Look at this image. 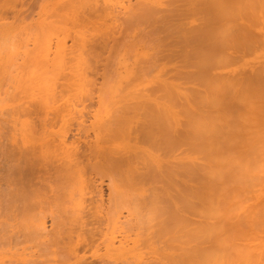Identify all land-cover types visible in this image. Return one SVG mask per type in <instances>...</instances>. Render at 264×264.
<instances>
[{"label": "bare ground", "instance_id": "1", "mask_svg": "<svg viewBox=\"0 0 264 264\" xmlns=\"http://www.w3.org/2000/svg\"><path fill=\"white\" fill-rule=\"evenodd\" d=\"M134 1L0 0V264H264V0Z\"/></svg>", "mask_w": 264, "mask_h": 264}, {"label": "rangeland", "instance_id": "2", "mask_svg": "<svg viewBox=\"0 0 264 264\" xmlns=\"http://www.w3.org/2000/svg\"><path fill=\"white\" fill-rule=\"evenodd\" d=\"M27 1H28V0H27ZM29 1H30V3H31V1L33 2L34 0H29ZM37 1H38V0H37ZM41 1H42V0H41ZM44 1H45V0H44ZM132 1H134V0H132ZM134 2H135V1H134ZM25 3H26V1H25ZM25 3H24V4H25ZM30 3L27 2V4H25V5H21V6H26V5L29 6ZM131 3H132V2H131ZM37 4H38V2H36V0H35L33 3H31L30 8L26 7L27 9H25V7H22V8H21V6L18 5V6H20V7H18V8H21V9L16 10L17 8H16V9L14 8V9L12 10V12H10V13H12V14H13V13H16V14L14 15V17H13L12 14L10 15V13H8V19H11V18H12V20H11V21L9 20V21H10L11 23L14 22V23H13L14 25H11V23H10L11 28H12V26H15V25H17V24L19 25L18 20L20 21V24H21V26H22L21 18L24 19V21H25V18L28 17L27 14L30 16V18H29L28 20H36V17L38 16V13L35 12V11H39V9H40L39 4H38V6H37ZM40 6H41V4H40ZM32 10H33V11H32ZM116 11H117V9H116ZM120 11H121V10L118 11L119 16H120L121 13H122V11H121V13H120ZM36 13H37V14H36ZM116 13H117V12H116ZM19 14H20L21 16H23V14L26 15V16H25V17L23 16L24 18L21 17V18L19 19V18H18V17L20 16ZM17 15H19V16L17 17ZM33 16H35V17L33 18ZM15 17H16V18H15ZM122 17H124V12H123V14H122ZM122 17H121V18H122ZM13 18H14V19H13ZM32 18H33V19H32ZM15 19H17V20H15ZM26 20H27V18H26ZM28 20H27V21H28ZM12 21H13V22H12ZM27 21H25V23H26ZM17 22H18V23H17ZM30 22H32V21H28V23H30ZM34 22H35V21H33L32 23H34ZM15 23H17V24H15ZM32 23H31L30 27H31V26L33 27ZM21 26H20V27H19V26H15V27H16V30H17V27H19V29L22 30ZM142 27H143V26H142ZM142 27H140V28H141L143 31H141L142 33L139 32V35H140V37H141V36L143 37V38L141 37V38L143 39V40H142L143 43L145 42V45L149 43L148 45L151 44L152 47H153V46L156 47V46L158 45V46H157L158 49H157V48H153V49H155V51L152 50V51H153L152 53H157L158 55L155 54V56H157V57L160 56V54H159V50H160V48H159V44H161V42H160L159 40H160V37H161L162 35H159V33H157V32L155 31L154 27H153V28H150L151 26H145V28L148 27L147 29L149 30V32H150V30H151V32H152V34H151V32H150L151 35L149 34V36H148V38H147V35H148V34H145V33H143V32H146V33H149V32H148L147 29L144 30V27H143V28H142ZM149 28H150V29H149ZM12 29H14V27H13ZM31 29H32V28H31ZM138 29H139V28H138ZM16 30L14 29L13 31H16ZM33 30H34V29H33ZM33 30H32V31H33ZM139 30H140V29H139ZM17 31H19V30H17ZM17 31H16V32H17ZM16 32H12V34H13V33L16 34V36L14 35L15 38L13 39V42H12V41L10 42V43H12V44L15 43V42L17 43V42H18V41H17L18 39L21 41V38H22V36H23V35L20 36L22 32H20V34H19L18 32H17V33H16ZM153 33H154L155 35L157 34V37L154 36V37H155V38H154V37H153ZM18 34H19V35H18ZM22 34H23V33H22ZM122 34H123V33H122ZM127 34H128V33H127ZM141 34H143V35H141ZM9 35H10V34H9ZM124 35H125V34H124ZM145 35H146V36H145ZM7 36H8V35H7ZM7 36H6V37H7ZM10 36H12V35H10ZM14 36H13V37H14ZM19 36H20L21 38H19ZM127 36L130 37V39H131V36H129V34H128ZM127 36H126V37H127ZM132 36L135 37V35H132ZM144 36H145V39H144ZM151 36H152V37H151ZM0 37H1V35H0ZM2 37L6 39V42H5V43H8V44H9V42H7V38L4 37V36H2ZM120 37H121V36H120ZM124 37H125V36H124ZM8 38H9V37H8ZM11 38H12V37H11ZM17 38H18V39H17ZM141 38H140V39H141ZM152 38H153L155 41H153ZM158 38H159V39H158ZM22 39H24V37H23ZM125 39H126V38H125ZM127 39H129V38H127ZM127 39H126V41H128ZM134 39H135V38H134ZM134 39H133V40H134ZM138 39H139V38H137L136 40L138 41ZM150 39H151V40H150ZM157 39H158V40H157ZM9 40H10V39H9ZM0 41L3 43V39L0 38ZM22 41H23V40H22ZM142 41L140 40V42H142ZM149 41H151V42H149ZM152 41L154 42L153 44H155V45L152 44ZM129 42H130V40H129ZM18 44H19V42L17 43V45H18ZM20 44H21V43H20ZM13 45H14V44H13ZM148 45H147V46H148ZM1 46H2V45H1ZM5 46H7V45H5ZM151 46H148V47L151 48ZM3 47H4V46H3ZM11 47H13V46H11V44H10V49H11ZM16 47H17V46H14V48H16ZM0 48H2V47H0ZM6 48H9V46L6 47ZM14 48H12V49L14 50ZM156 49H157V50H156ZM8 50H9V49H6L7 52H8ZM156 51H157V52H156ZM2 52H3V53L5 52L4 49H3V51H1V53H2ZM9 52H11V51H9ZM9 52H8V53H9ZM3 53H2V54H3ZM5 54H7V53H5ZM5 54H4V55H5ZM10 54H11V53H10ZM18 55H21V54H18ZM2 56H3V55H2ZM21 57H22V55H21ZM21 57H19V56H18L17 58L15 57V59H17V61L14 60L13 63H12V61H11L12 59L10 58V59H9L10 61H9L8 63L11 62V63H10L11 65H12V64H15V65H16V64H18V61H19V59H20ZM12 58H13V57H12ZM150 58H151V57H150ZM150 58H149V60H150ZM20 60H21V59H20ZM19 62H22V61H19ZM145 62H146V61H145ZM149 62H150V61H149ZM97 64H98V63H97ZM1 65H2V64H1ZM5 65H7V64H5ZM5 65H4L3 67H8V66H9V65L5 66ZM15 65H12V66H14V67H12V66L10 67V66H9V67H10V70H11V68H12L13 72L17 71L16 73H18V71L20 70L21 67L19 68L18 66L16 67ZM19 65H21V64L19 63ZM101 65H103L102 62H101V64H100V62H99V67H100V68H99V67H98V68H99L100 70H101V68H104V67H103L104 65H103L102 67H101ZM97 66H98V65H97ZM147 66H148V64H147ZM3 67H2V68H3ZM99 69H98V70L95 69L96 73H97V71H99ZM105 69H106V68H105ZM1 70H2V69H0V71H1ZM5 70H8V69L6 68V69H4V71H5ZM102 71H103V69H102ZM8 72H9L8 75H13V74H12V73H13L12 71H8ZM10 72H11V74H10ZM99 73H100V71L98 72V75H99ZM14 74H15V73H14ZM4 75H5V72H4ZM15 75H16V74H15ZM96 75H97V74H96ZM96 75H95V73H94V76H96ZM101 76H103V73H102ZM0 77H1V76H0ZM8 77H10V76H7V78H6V76H4V77L2 76V78H0V82H1V80H2L3 85H7V84L12 85V83H13L14 85H12V87L15 86V84H16L15 82H16V81H14V80H15V79L13 78L14 76H13L12 78H8ZM4 78H5V79H4ZM101 78H102V77H99V76L97 77V76H96V77H95V79H97L96 82L100 81L99 79H101ZM3 79H4V80H3ZM6 79H7V80H6ZM13 79H14V80H13ZM8 80H10V81L13 80V81L10 82V81H8ZM7 81H8V82H7ZM2 83H0V87H1ZM99 83H100V82H99ZM97 84H98V83H97ZM3 85H2V86H3ZM3 87H4V86H3ZM3 87H1V88H3ZM6 87H7V88H5V89H7V91H8V87H10V86L7 85ZM16 87H17V84H16ZM13 88H14V87H13ZM9 89H10V88H9ZM0 90L3 92L2 89H0ZM1 91H0V99H5V98H7L6 100L8 101V100L10 99V98L8 99V97H9L10 94L8 95V97H6V96H7V95H6L7 92H6V90H5V92H3V97H1V93H2ZM10 91H11L12 94H13V91H14V90H13L12 88H11V90H9V92H10ZM9 92H8V93H9ZM13 97H14V96H13ZM11 98H12V96H11ZM6 100H3V101H6ZM95 100H96V98L93 97V98L91 99V101H90V103L92 104V107L95 106V103H96ZM3 101H2L3 104H0L1 109L4 107L3 105H4L5 102H3ZM7 101H6V102H7ZM9 101H10V100H9ZM9 101H8V102H9ZM13 101H14V100H13ZM10 102H12V101H10ZM88 102H89V101L86 102V103H87L86 108H87V110H88V108H90V110H92L91 105L88 107V105H89ZM92 102H93V103H92ZM94 102H95V103H94ZM0 103H1V102H0ZM13 103H14V102H13ZM13 103H12V104H13ZM6 104H7V103H5V106H6V107H4V110H3V109L0 110V114L2 113V114L0 115V126H1V127H4V129H5V130H2V132H3V131L5 132V131H6V128H5V127L9 125V124H6V123H7V121H5L6 117H7V120L10 119V117L8 118L9 115H7V114H10V112H11V111H10L11 108L8 110V108H9L8 106H9L10 104H9V105H6ZM85 105H86V104H85ZM93 105H94V106H93ZM87 110L85 109V111H84V117H86V115L89 113V110H88V113H87ZM8 112H9V113H8ZM4 113H5V115H4ZM2 115H4V116H2ZM88 116H89V118H90V115H88ZM2 117H3V118H2ZM4 117H5V118H4ZM3 119H4V120H3ZM87 119H88V117H86V120H87ZM2 120H3L4 123L1 122ZM88 120H89V119H88ZM5 122H6V123H5ZM1 123H3V125H2ZM5 124H6V125H5ZM1 127H0V128H1ZM8 127H9V126H8ZM8 127H7V129H8ZM0 132H1V131H0ZM2 132H1V134H2ZM6 133H7V132H6ZM3 134H4V133H3ZM6 135H7V134H6ZM3 136H4V135H3ZM4 137H5V136H4ZM7 137H8V136H7ZM1 139H2L3 141H5V140H4L5 138H3L2 136H1ZM1 139H0V140H1ZM7 139H8V138H7ZM3 141H0V142H3ZM3 143H4V142H3ZM3 143H2V145H3ZM8 143H10V142L4 143V144H5V145H3V148H4V149L0 148V152H1V154H0V156H1V158H0V159H1V160H0V162H1V164H0V168H1V169H0V174L2 175V176L0 175V176H1V178H0V180H1V181H0V187L2 186V188H1V190H0V194H5V193L8 191V189L6 190V187L4 188V186L7 185V184L4 183V182L7 181L6 178H5V177H7V175L5 176V174H7V172H6V171L4 172V169L6 170L5 167H6V166L8 167V165H7V164H8V163H7L8 158L6 157V155H5V157H4V154H3L4 151L6 152L7 149L10 148V147L7 148V146H10V144H8ZM0 144H1V143H0ZM4 146H5V147H4ZM5 148H6V149H5ZM5 152H4V153H5ZM6 153H7V152H6ZM7 156H8V155H7ZM2 157H3V159H2ZM4 160H5V161H4ZM5 165H6V166H5ZM2 173H3V174H2ZM3 177H4V178H3ZM2 179H5V180H2ZM35 180H37V181H41V179L39 180V179H36V178H35V179L33 180L34 183H35V182L37 183V181H35ZM41 182H42V183L38 182V184H40V187H42V186L45 184V183L43 184V181H41ZM106 182H107V181L104 180V184L101 185V193L103 192V193H102L103 202H105L104 204L107 206L109 203L107 202V201H108V200H107L108 197L106 198V196H109V192H108L109 190H107L108 187L106 186ZM7 183H8V182H7ZM36 183H35V184H36ZM54 184H55V183H54ZM41 185H42V186H41ZM45 185H46V184H45ZM45 185H44V186H45ZM38 186H39V185H38ZM45 187H47V186H45ZM106 187H107V188H106ZM43 188H44V187H43ZM44 189H45V188H44ZM46 189H47V188H46ZM46 189H45V190H46ZM47 191H50L49 188H48ZM47 191H45L46 194L48 193ZM50 192L52 193V191H50ZM50 192H49V193H50ZM107 194H108V195H107ZM48 195H49V194H47V197H48ZM50 195H52V194H50ZM50 195H49L48 198L51 197ZM104 197H105V198H104ZM133 199H134V198H133ZM3 202H4V200L2 201L1 206H0V209H1L2 211H4L2 208H3L4 206H5V207L7 206V205L5 204L6 202H4V203H3ZM4 204H5V205H4ZM135 206H136V205H135ZM1 207H2V208H1ZM5 207H4V209L6 210ZM1 210H0V212H2ZM123 211H124V210H123ZM5 212H6V211H5ZM1 214H4V213H1ZM124 214L126 215V212H125V211L122 213V215H124ZM125 215H124V216H125ZM48 219H49V220H48ZM124 219H125V218H124ZM47 220H48V221H47ZM122 220H123V219H122ZM46 221H47V223H48L47 226H48V228H49V226H50V225H49V224H50V218H49V217L46 218ZM92 250H93V249H92ZM88 251H89V250H88ZM99 252H100L99 254L102 253V251H99ZM87 253H88V252H87ZM87 253H86V254H87ZM89 253L92 254V251L90 250ZM89 253H88V254H89ZM88 254L86 255V256L88 257V258H87L88 260H89L91 257L95 256V255H90V254L88 255ZM96 256H97V255H96ZM99 257L101 258V256H99ZM99 257H98V258H99ZM94 258H95V257H94ZM94 258H91V262L95 261L96 264H112V261L109 260V261H110V262H109L108 259H106V258H104V257L101 258L102 261H103V259L105 260L104 263L101 262V259H100V258H99L100 260H99L97 257L95 258L96 260H95ZM97 259H98V260H97ZM88 260H87V261H88ZM92 260H93V261H92ZM106 260H107L108 263L106 262ZM149 260H150V259H148V261H149ZM89 261H90V260H89ZM148 261H146V264H148ZM150 262H151V261H150ZM150 262H149V263H150ZM135 263H136V262H135ZM151 263H152V264H155L154 261H152ZM93 264H94V263H93ZM121 264H122V263H121ZM128 264H129V263H128ZM137 264H138V263H137Z\"/></svg>", "mask_w": 264, "mask_h": 264}]
</instances>
